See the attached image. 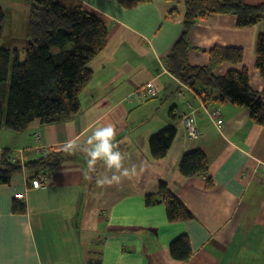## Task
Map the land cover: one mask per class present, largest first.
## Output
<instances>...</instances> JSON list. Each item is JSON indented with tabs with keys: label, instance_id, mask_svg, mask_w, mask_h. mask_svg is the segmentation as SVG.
<instances>
[{
	"label": "crops",
	"instance_id": "obj_1",
	"mask_svg": "<svg viewBox=\"0 0 264 264\" xmlns=\"http://www.w3.org/2000/svg\"><path fill=\"white\" fill-rule=\"evenodd\" d=\"M83 1L109 32L106 47L88 64L92 78L79 94L80 113L53 125L34 122L22 132L0 130V156L8 150L12 161L23 164L9 185H0V264H264V126L253 123L247 109L221 103L216 92L199 95L168 73L166 58L182 32L184 0H149L131 9L113 0ZM0 8L1 41L25 40L28 0H0ZM261 33L264 19L236 29L232 16L210 15L191 29L189 64L205 66L211 47H238L242 63L223 64L214 74L244 68L250 88L261 92L254 67ZM149 83L154 97L144 91ZM215 110L220 130L207 115ZM191 113L195 140L187 138L183 124ZM108 125L115 128L113 151H121L123 167L135 165L137 175L100 187L97 178L119 173L107 169L102 155L89 171L87 154L101 141H87ZM168 127L175 130L171 146L153 160L148 139ZM69 141L75 149L52 169L39 170L47 179L32 188L36 170L25 165L41 158L35 143L58 154ZM196 149L207 159L210 189L203 179L178 172L181 157ZM161 183L192 219L170 223L163 205L145 206V196L157 197ZM14 200L24 203L23 214L12 213ZM180 236L190 246L184 262L169 253Z\"/></svg>",
	"mask_w": 264,
	"mask_h": 264
},
{
	"label": "trees",
	"instance_id": "obj_2",
	"mask_svg": "<svg viewBox=\"0 0 264 264\" xmlns=\"http://www.w3.org/2000/svg\"><path fill=\"white\" fill-rule=\"evenodd\" d=\"M113 1L124 9H131L149 0ZM210 15L232 16L234 27L244 29L264 19V0L255 5L243 0H184L182 32L166 58V69L195 93L216 92L221 103L247 109L252 122L264 126V33L257 36L254 48V67L262 81L261 92H255L249 86L244 68L230 69L222 76L214 74L223 64L242 63L243 51L238 47L216 46L209 50L205 66L189 64L188 36L199 20ZM3 27L4 14L0 8V41ZM108 32L105 23L86 11L79 0H29L23 56L16 49L0 48V130L22 132L34 122L53 125L77 116L79 94L92 78L88 64L106 47ZM174 137L172 127L151 136L148 139L151 158L162 159ZM10 154L8 150L1 152L0 185H9L11 178L21 172V166L11 160ZM68 155L66 151L50 153L25 167L50 170ZM207 168V159L199 149L185 153L177 166L180 176L203 179L205 188L210 189L212 180ZM157 194L159 200L153 195L145 196L146 207L163 205L170 223L193 218L164 183L159 184ZM11 211L23 214L24 203L14 200ZM169 253L178 262L186 261L190 256L187 238H176L169 246Z\"/></svg>",
	"mask_w": 264,
	"mask_h": 264
},
{
	"label": "clouds",
	"instance_id": "obj_3",
	"mask_svg": "<svg viewBox=\"0 0 264 264\" xmlns=\"http://www.w3.org/2000/svg\"><path fill=\"white\" fill-rule=\"evenodd\" d=\"M114 136L115 128L112 125H108L106 128L103 129L102 132L95 133L94 137L90 138L87 141L89 144L92 143V139L101 141L95 151L89 152L87 154L91 157L90 160L86 159V164L89 171L95 170L96 162L102 155L104 157V162L107 165V169H114L116 173H119V175L113 173L111 179H108L107 176H105L104 179L97 178L96 183L97 186L100 187H103L105 185L111 186L113 184H119L122 178L131 179L133 176L137 175L136 166L133 165L131 169L123 167L121 151H113L114 147L118 149V145L112 143ZM75 147L76 145L74 144V142L69 141L65 143L63 150L71 154L72 150H74ZM125 156H127L126 153Z\"/></svg>",
	"mask_w": 264,
	"mask_h": 264
},
{
	"label": "built area",
	"instance_id": "obj_4",
	"mask_svg": "<svg viewBox=\"0 0 264 264\" xmlns=\"http://www.w3.org/2000/svg\"><path fill=\"white\" fill-rule=\"evenodd\" d=\"M145 93L150 96V97H154L156 95V91L155 88L153 86L152 83H149V85H147L144 88ZM209 120L213 123V125L217 128V130H220L221 127L223 126V121L221 119V117H219V113L217 110L212 111V112H208L207 113ZM195 113H191L190 115H186L183 116V124L186 130V135L188 139L191 140H195L199 137L196 125H195V120L194 117ZM48 153V149L44 148V156L45 157ZM21 164V163H20ZM21 167H23V164H21ZM43 175L44 173L41 172ZM263 177H264V173H263ZM45 180V175L43 176L42 179H33L31 181V187L34 189H37L39 187H41L42 182ZM35 182V183H34ZM16 198L20 199L22 198V194H18L15 196Z\"/></svg>",
	"mask_w": 264,
	"mask_h": 264
},
{
	"label": "rangeland",
	"instance_id": "obj_5",
	"mask_svg": "<svg viewBox=\"0 0 264 264\" xmlns=\"http://www.w3.org/2000/svg\"><path fill=\"white\" fill-rule=\"evenodd\" d=\"M79 1L82 3V5L84 4V1L83 0H79ZM28 2H29V0H28ZM205 19H203V20H205ZM189 36H190V34H189ZM25 42H26L25 40H23V41H19V40H17V41H13V40L0 41V48H2V49H8V50L16 49V50H18L19 54H21L23 56V47H24ZM214 47H216V46H214ZM214 47H211V49H213ZM219 47H222V46H219ZM223 47H225V46H223ZM10 132H12V131H10ZM35 151L37 153H40L41 154V158L44 156V147H42L38 143H35ZM18 163L21 166L20 162H18ZM20 168L22 170V167H20Z\"/></svg>",
	"mask_w": 264,
	"mask_h": 264
},
{
	"label": "bare ground",
	"instance_id": "obj_6",
	"mask_svg": "<svg viewBox=\"0 0 264 264\" xmlns=\"http://www.w3.org/2000/svg\"><path fill=\"white\" fill-rule=\"evenodd\" d=\"M49 153H47V155H48ZM46 155V156H47ZM11 159H13L12 158V156L10 157ZM264 166V165H263ZM44 173V175H45V180L47 179V173L46 172H43ZM40 171H35V175H34V179H42L43 178V176H44ZM45 180L42 182V185H43V183L45 182ZM41 185V186H42ZM40 188V187H39Z\"/></svg>",
	"mask_w": 264,
	"mask_h": 264
}]
</instances>
